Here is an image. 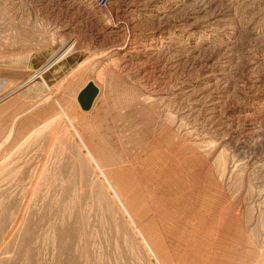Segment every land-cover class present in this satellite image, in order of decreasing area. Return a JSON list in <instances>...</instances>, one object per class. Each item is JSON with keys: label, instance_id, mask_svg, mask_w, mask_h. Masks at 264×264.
<instances>
[{"label": "rangeland", "instance_id": "1", "mask_svg": "<svg viewBox=\"0 0 264 264\" xmlns=\"http://www.w3.org/2000/svg\"><path fill=\"white\" fill-rule=\"evenodd\" d=\"M0 264H264V0H0Z\"/></svg>", "mask_w": 264, "mask_h": 264}, {"label": "water", "instance_id": "2", "mask_svg": "<svg viewBox=\"0 0 264 264\" xmlns=\"http://www.w3.org/2000/svg\"><path fill=\"white\" fill-rule=\"evenodd\" d=\"M97 96L98 88L92 82H89L78 94L77 102L83 111H88L92 108Z\"/></svg>", "mask_w": 264, "mask_h": 264}, {"label": "crops", "instance_id": "3", "mask_svg": "<svg viewBox=\"0 0 264 264\" xmlns=\"http://www.w3.org/2000/svg\"><path fill=\"white\" fill-rule=\"evenodd\" d=\"M58 62H60V60H59ZM58 62H57V63H58ZM55 65H56V63L53 64V66H55ZM40 68H41V67H39L38 69H36V70L33 71L34 74H33V75L30 77V79H29V81H32V83L29 84V87H33L34 84L39 83V82H34V83H33V81H36V79L38 78V76H40V75H44V74H46V73H50V71L53 69V68H50V69H47V70H43L42 72H39V69H40ZM64 68H65V66H64ZM55 71H57V70H53V72H55ZM59 72H61V70H60ZM62 72H63V70H62ZM68 73H69V71H68ZM63 76L65 77L64 74H63ZM68 76H69V75H68ZM88 82H89V81H87L83 86H81L79 89L76 90L75 96H78V94L80 93V91L84 88V86H85Z\"/></svg>", "mask_w": 264, "mask_h": 264}, {"label": "bare ground", "instance_id": "4", "mask_svg": "<svg viewBox=\"0 0 264 264\" xmlns=\"http://www.w3.org/2000/svg\"><path fill=\"white\" fill-rule=\"evenodd\" d=\"M63 57V56H62ZM59 59V58H58Z\"/></svg>", "mask_w": 264, "mask_h": 264}]
</instances>
